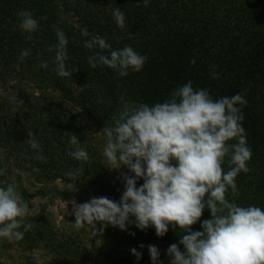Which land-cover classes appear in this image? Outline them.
Masks as SVG:
<instances>
[{
	"label": "trees",
	"instance_id": "obj_1",
	"mask_svg": "<svg viewBox=\"0 0 264 264\" xmlns=\"http://www.w3.org/2000/svg\"><path fill=\"white\" fill-rule=\"evenodd\" d=\"M115 8L125 15L123 28L112 15ZM20 10L33 13L39 24L35 32L21 31L17 15ZM63 13L77 18V25ZM54 25L68 38L65 63L72 71L70 77L56 74L55 51L47 50L57 43ZM83 28L104 37L114 50L131 46L146 55L142 70L129 69V75L121 77L108 66L91 68L88 57L101 50L84 47V41L90 37L81 35ZM22 49H31V54L19 61ZM103 51L107 54L108 50ZM193 58L194 65L190 63ZM42 61L48 63L47 68L39 67ZM11 65L20 75L42 74L53 85L43 87L36 83L35 89L40 92L23 90L19 93L21 106L15 112L2 111L5 107L2 103L0 147L10 151L8 160L13 157L7 166L48 169V178L62 175L80 186H88L99 197L119 201L124 191L121 173L129 170L109 168L113 166L103 156L101 146L92 144V132L84 119L72 121L56 105L60 92L57 85L75 96L87 117L103 129L106 123H113L112 117L125 103L163 102L174 89L191 80L194 88L208 89L213 98L240 93L247 100L246 105L237 107L244 115L242 125L252 150L247 162L250 171L237 176L238 191L233 194L229 189L226 198L240 206L256 205L264 209V0H149L147 7L142 0H0V84L13 72L7 67ZM212 72H218L219 78L214 79ZM29 133L39 142L45 160L34 158L41 152L30 147ZM73 134L88 152L89 161H77L67 154ZM4 166L0 155V169ZM224 168H228L226 162ZM76 169L83 172L66 175ZM142 183L141 178L137 186ZM210 218V210L205 208L193 230H202V221ZM38 223L34 234L41 233L42 237L47 235L48 240L49 237L54 240L53 233L59 231L51 227L49 219L44 217ZM105 229L113 244L107 256L116 264H152L148 245L159 249L157 264L160 261L170 264L166 250L184 234L182 229L171 225L162 237L156 235L154 227L141 230L134 223H128L126 230L111 225ZM61 235V243L55 248L59 256L68 260L77 256L78 251L71 250V244L79 246L77 239L66 232ZM134 247L142 253L139 260L131 252ZM180 248L184 250L183 245Z\"/></svg>",
	"mask_w": 264,
	"mask_h": 264
},
{
	"label": "clouds",
	"instance_id": "obj_2",
	"mask_svg": "<svg viewBox=\"0 0 264 264\" xmlns=\"http://www.w3.org/2000/svg\"><path fill=\"white\" fill-rule=\"evenodd\" d=\"M142 2L145 7L149 4V0ZM17 15L22 32L38 29V21L30 10H20ZM112 15L123 28L125 15L120 8L113 9ZM53 27L57 43L47 50L55 51L54 71L60 77H70L72 71L65 63L68 38L60 28ZM81 35L90 37L84 41L85 48L101 50L88 57L91 68L108 66L125 77L129 69L141 71L147 60L146 55L131 46L112 49L104 37L91 34L87 28L81 29ZM103 50H108L107 54ZM30 54L31 49H22L18 60L23 61ZM195 62L194 58L190 61L193 65ZM39 67L47 68L48 63L42 61ZM219 75L211 73L214 79ZM246 104L240 93L213 98L208 89L194 88L191 80L174 89L163 102L125 103L112 117L113 123H106L101 130L106 137L102 154L113 166L109 168L129 170L121 173L124 191L119 201L94 196L86 202L73 203V226L79 230L88 225L96 235L108 225L126 230L128 223H134L141 230L154 227L156 235L162 237L171 225L184 234L166 250L170 264H264V209L240 206L226 198L229 189L237 193V176L250 171L247 162L252 150L242 125L244 115L237 107ZM29 136L30 147L41 152L34 158L45 160L39 142L32 133ZM69 145L70 157L89 161L77 135L70 137ZM5 172L0 169V175ZM82 172L83 169H76L66 175ZM141 178L143 183L138 187ZM17 188L13 183L0 187V238L9 241L22 240L32 228L31 224H24L29 205ZM205 208L210 210L211 218L202 221V230L194 231L192 226L201 220ZM98 222L101 227L97 229ZM22 225L24 231L19 230ZM148 249L152 264H157L159 249L155 245H148ZM131 252L138 260L142 256L135 247Z\"/></svg>",
	"mask_w": 264,
	"mask_h": 264
},
{
	"label": "rangeland",
	"instance_id": "obj_3",
	"mask_svg": "<svg viewBox=\"0 0 264 264\" xmlns=\"http://www.w3.org/2000/svg\"><path fill=\"white\" fill-rule=\"evenodd\" d=\"M64 17L69 21H74L77 25L78 20L72 14H64ZM7 67L13 72L11 75H6V80L0 84V107L3 104L5 106L4 109L2 106V111L15 112L21 106L19 93L23 90H34L36 83L39 86L53 85L50 83L52 81H47L42 74L24 76L15 72L16 67L15 69L12 65ZM57 88L60 92L57 93L59 101L56 102V105L65 110L71 116L72 121L80 117L84 119L87 129L92 132L93 137L90 135L92 144L101 146L103 153L106 137L101 132L102 128H99L95 120L87 117L81 105L76 102L75 96L62 86L57 85ZM43 92L44 90L42 94ZM9 154L11 155L9 150L0 147V155L3 164L6 165L3 168L6 169L5 174L0 175V187H6L10 183L18 185L17 191L29 205V211L23 218L24 224H31L32 228L25 232L24 238L19 241L0 238V264H116L112 258L107 256L113 244L106 233V229L103 232H97L95 235L89 230L88 225L79 230L73 226L75 215L72 211V204L75 202L83 203L94 196H99L88 189V186H80L74 180L71 181L62 175H51V178H48L46 176L49 173L48 169L36 172L25 165L20 167L7 166L10 160L13 162V157L7 159ZM30 194L35 195L31 197ZM44 217L49 219L51 227L54 226L55 230L59 231L53 233L55 235L54 240H51L52 237H49L48 240L47 235L42 237L41 233L34 234V229L40 224L38 221ZM100 227L101 224L98 222L96 228ZM19 230L24 231V225ZM62 232L72 234L80 243L79 246L76 245L77 243L71 244V250L73 252L78 251L77 256L68 257L72 261L62 258L61 255L60 257L59 252L55 249L56 245L61 243Z\"/></svg>",
	"mask_w": 264,
	"mask_h": 264
}]
</instances>
